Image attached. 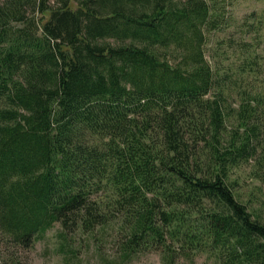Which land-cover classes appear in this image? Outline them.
<instances>
[{
    "label": "trees",
    "instance_id": "1",
    "mask_svg": "<svg viewBox=\"0 0 264 264\" xmlns=\"http://www.w3.org/2000/svg\"><path fill=\"white\" fill-rule=\"evenodd\" d=\"M223 21L208 0H0V264L56 225L62 249L112 227L107 264H264V56L215 67Z\"/></svg>",
    "mask_w": 264,
    "mask_h": 264
},
{
    "label": "rangeland",
    "instance_id": "2",
    "mask_svg": "<svg viewBox=\"0 0 264 264\" xmlns=\"http://www.w3.org/2000/svg\"><path fill=\"white\" fill-rule=\"evenodd\" d=\"M224 17L223 27L209 34L207 57L215 67L241 65L240 44L248 42L250 51L264 56V0H208ZM250 169L241 171V190L245 201L251 200L258 206L260 194L258 183L251 179ZM240 174V173H239ZM253 191V192H252ZM253 193V195H251ZM259 195V197H258ZM61 226L56 225L38 240L31 253L32 264H107L116 251L112 227L96 233L97 244L91 235L81 232L70 235V246L62 249ZM93 240V241H92ZM71 249H76L77 257ZM130 264H161L158 254H146ZM194 264H215L213 259L200 256Z\"/></svg>",
    "mask_w": 264,
    "mask_h": 264
}]
</instances>
